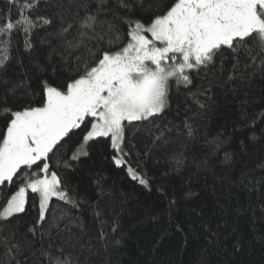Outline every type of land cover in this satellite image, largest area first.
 Returning <instances> with one entry per match:
<instances>
[{
    "label": "trees",
    "instance_id": "obj_1",
    "mask_svg": "<svg viewBox=\"0 0 264 264\" xmlns=\"http://www.w3.org/2000/svg\"><path fill=\"white\" fill-rule=\"evenodd\" d=\"M9 8L15 20L17 7L0 0V24ZM43 10L37 9L34 15ZM117 23L122 33L127 31L126 25ZM75 32L74 28L67 38L72 39ZM49 33L53 29L33 34L31 53L24 51L21 34L13 37L16 47L9 78H27L34 92L40 91L41 77L52 76L51 66H58L56 82L67 77L61 56L68 58L70 70L75 58L85 53L84 48L66 51L60 39ZM41 68L47 69V76ZM230 70V62L222 73L218 64L207 78L204 73L194 77L188 89L174 87L170 109L156 121L159 129L149 124L139 131L129 128L126 165L118 167L113 162L109 142L101 139L91 143L89 156L73 162L71 169L60 167L58 173L66 179L79 208L53 198L46 222L37 226L34 235L28 229L38 213L30 193L27 213L9 225L16 234L13 242L23 253L17 257L21 264H49L46 253L63 256L57 251L60 248L78 264H264V189L259 186L264 170L258 167L264 162V119L260 118L264 116V75L225 83ZM210 83L207 97L211 98L200 96L207 104L200 109L190 93H199ZM4 99L5 90L0 87V101ZM30 99L18 91L8 98V106L16 109ZM7 119L0 111V132ZM185 121L192 125V137L186 135ZM165 125L171 131L165 130V137L153 143ZM76 140L52 158L54 170L58 160L71 155ZM226 153L230 163H225ZM178 159L183 164L177 166ZM129 166L149 181L150 188L132 179ZM241 179L244 184L239 183ZM169 201L175 203L170 207ZM7 260L0 249V264Z\"/></svg>",
    "mask_w": 264,
    "mask_h": 264
},
{
    "label": "snow or ice",
    "instance_id": "obj_2",
    "mask_svg": "<svg viewBox=\"0 0 264 264\" xmlns=\"http://www.w3.org/2000/svg\"><path fill=\"white\" fill-rule=\"evenodd\" d=\"M7 4L18 11L12 20L9 8L0 24V87L5 90L0 111L8 118L0 132V249L8 257L6 264H21L17 257L23 253L13 242L16 234L9 225L27 213L30 193L38 213L28 229L33 235L46 222L53 198L79 208L58 169H71L73 162L88 157L91 143L108 141L113 162L124 166L130 155L127 130L139 131L145 124L159 129L156 121L170 109L174 87L188 89L194 77L204 73L207 78L218 64L222 73L226 62L231 70L225 83L264 75V0H7ZM41 7L43 12L34 15ZM117 22L127 31L122 33ZM74 28L75 35L68 39ZM48 29L66 51L84 48L85 53L75 58L70 70L68 58L61 56L67 77L56 82L58 66H51L52 76L41 77L40 91L34 92L27 78H9L13 37L21 34L24 51L31 53L33 34ZM17 63L23 66V61ZM41 71L47 76L46 68ZM211 87L210 83L209 88L190 93L200 109L207 104L199 97H207ZM18 91L32 99L13 109L8 98ZM184 128L188 137L194 135L187 121ZM165 130L171 131L165 125L153 143L165 137ZM74 137L71 155L58 160L54 170L52 158ZM231 159L226 153L225 163ZM181 164L183 159H178L177 166ZM258 167L264 170V162ZM127 170L132 179L150 188L135 169ZM259 186L264 189V182ZM174 203L169 201V206ZM57 251L63 256L46 253L49 264H78L63 248Z\"/></svg>",
    "mask_w": 264,
    "mask_h": 264
}]
</instances>
